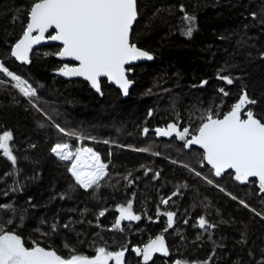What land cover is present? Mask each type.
<instances>
[{
    "label": "trees",
    "instance_id": "trees-1",
    "mask_svg": "<svg viewBox=\"0 0 264 264\" xmlns=\"http://www.w3.org/2000/svg\"><path fill=\"white\" fill-rule=\"evenodd\" d=\"M32 3L0 0V61L39 91L29 102L0 73V134L12 132L16 156L13 164L0 153V227L20 235L26 246L39 243L64 257L72 249L94 257L105 247L123 250L124 264H145L135 249L163 235L169 254L147 264H264V192L258 182L220 176L223 192L185 167L203 172L199 150L152 133L171 123L194 133L209 111L222 118L244 91L257 100L249 107L264 122V0H138L132 41L154 61L133 67L126 99L106 81L101 97L82 80L54 75L63 65L57 45L35 51L27 64L12 58ZM185 16L195 17L190 38ZM53 123L99 142L83 143L109 165L98 191L78 185L69 162L51 152L56 143L68 142ZM129 203L140 219L115 229L117 209ZM169 211L175 213L171 228L162 215ZM201 218L213 227L200 228Z\"/></svg>",
    "mask_w": 264,
    "mask_h": 264
},
{
    "label": "snow or ice",
    "instance_id": "snow-or-ice-1",
    "mask_svg": "<svg viewBox=\"0 0 264 264\" xmlns=\"http://www.w3.org/2000/svg\"><path fill=\"white\" fill-rule=\"evenodd\" d=\"M138 15V0H33L29 9V22L11 55L22 63H30L29 54L33 45L45 39L58 41L62 48L57 55L62 59L78 62L77 66L72 67L65 64L60 69L61 75L83 77L101 95H103L101 78L106 77L118 85L127 96L132 81L127 76L131 69L126 68V65L141 59H153L149 52L140 49L132 41L133 25ZM184 19L190 25L185 32L190 38L195 30V17L185 16ZM50 30H54V34H51ZM46 33H49L47 37ZM0 73L15 81V87L25 97L37 96L36 89L31 84L9 71L2 62H0ZM220 78L229 85L233 83L230 77ZM220 91L225 96L228 95L223 88ZM256 104L257 100L244 91L238 102L222 118L209 111L203 117L204 122L194 133L188 127L181 129L176 123H171L166 128H156L155 134L169 138L175 135L188 148L199 146L203 149V161L211 166L216 177L231 170L229 174L241 184H248L252 182V178H256L259 189L264 192V122L257 118L253 109L249 107ZM55 127L61 134L75 138L81 145L84 139H94L75 131H68L58 124ZM148 132V128L143 129L145 136ZM12 140L13 134L10 131L0 134V153L15 164L16 156L10 143ZM104 143L109 142L104 141ZM133 150L149 151L148 148ZM51 152L61 161L71 162L69 171L76 183L85 190L98 191L102 187L101 182L109 176V165L102 162L100 154L91 147L61 142L56 143L51 148ZM153 154L159 155V153ZM195 174L201 175L200 172ZM156 176L158 177L159 173H156ZM207 182L213 183L212 180ZM221 191L224 189L221 188ZM232 198L236 199L235 196ZM162 203L167 205L168 199L162 200ZM240 203L246 208L249 207L244 201ZM117 211L120 215L115 222V229L123 231L121 222L124 220L140 219V216L132 211L131 203L127 207L120 206ZM99 215L104 216L105 212L101 211ZM162 215L167 216V226L171 228L175 213L169 211ZM256 215L260 216L261 213L257 212ZM206 226L213 227L201 218L199 227ZM71 251L70 256L64 257L55 250L40 246L39 243L26 246L20 235L0 227V264H109V261L124 264L123 250L114 252L99 247L94 257L77 254L74 249ZM135 251L142 255L145 264L152 258L153 253L168 255L163 235L156 237L143 249L137 248ZM176 264H181V261L177 260Z\"/></svg>",
    "mask_w": 264,
    "mask_h": 264
},
{
    "label": "water",
    "instance_id": "water-1",
    "mask_svg": "<svg viewBox=\"0 0 264 264\" xmlns=\"http://www.w3.org/2000/svg\"><path fill=\"white\" fill-rule=\"evenodd\" d=\"M138 19H139V15H138ZM138 19H137V21H138ZM137 21L134 23L133 28H134V26L136 25ZM132 31H133V30H132ZM50 33H51V34H54V30H50ZM34 35H35V33H34ZM47 35H49V33H46V37H47ZM131 38H132V37H131ZM47 45H57V46H59L60 48H62V45L60 44V42H58V41H51V40L45 39V40L41 41V43L33 45L32 51H31V53L29 54V60H30V57L32 56V54H33L35 51L40 50V49H42L43 47H45V46H47ZM14 46H15V45H14ZM136 46H137V45H136ZM13 48H14V47H13ZM12 50H13V49H12ZM60 50H61V49H60ZM142 50H143V49H142ZM150 54H151V53H150ZM151 55H152V54H151ZM152 56H153V55H152ZM12 58L15 59L17 62H19L20 64H27V63H22L21 61L17 60V59H16L15 57H13V56H12ZM56 59H57L59 62L63 63L62 67H63L65 64L69 65V67L77 66V65H78V62L73 61V60H70V59H67V58L62 59V58H60L58 55L56 56ZM153 61H154V56H153V59H152V60L141 59V60H138V61H134V62H133L132 64H130V65H126V68H130V69H131V71H129V72L127 73V76H128V79H129L130 81H132V84H131V86H130V88H129V93H128L127 96H125V95L123 94L122 89H120L118 85H116L115 83L109 81L106 77H102V78H101V91H102V82H103V81H106L108 85L113 86V87H115L116 89H118V90L120 91V93L122 94V96H123L124 99L128 98V96H129V94H130V91H131V89H132L133 86H134V81L131 80L132 76L134 75L133 67H134V66H137V65H139V64H142V63H151V62H153ZM62 67H61V68H62ZM61 68H60V69H61ZM60 69H58L57 71H55L54 75H56L57 77L62 78V79L65 80V81H68V82L77 81V80H82V81L86 82V83L89 85L90 89L93 90L97 95H99V96H101V97L103 96V95H101L100 93H98V92H97V91L91 86V83H90L89 81L85 80L83 77H75V76H73V77H68V76H63V75L60 74ZM102 93H103V92H102ZM155 129H156V128H155ZM155 129L152 130V133H154V134H155ZM155 135H156V134H155ZM156 137L159 138V139H166V138H168V137H159V136H157V135H156ZM191 148H193V149H197V150L203 152V149H200L199 146L194 145V146H192ZM204 162H205V161H204ZM205 164L207 165L206 162H205ZM207 166H208L209 168H211L210 165H207ZM211 169H212V168H211ZM212 170H213V169H212ZM213 171H214V170H213ZM230 172H231V170H229V172H227V173H224L223 175L229 174ZM70 174H71V173H70ZM71 176H72V175H71ZM72 177H73V176H72ZM73 178H74V177H73Z\"/></svg>",
    "mask_w": 264,
    "mask_h": 264
},
{
    "label": "rangeland",
    "instance_id": "rangeland-1",
    "mask_svg": "<svg viewBox=\"0 0 264 264\" xmlns=\"http://www.w3.org/2000/svg\"><path fill=\"white\" fill-rule=\"evenodd\" d=\"M1 62V61H0ZM3 74V73H2ZM4 76H5V78H6V81H5V83L6 84H9V85H11L12 87H14L25 99H27L29 102H35V100L38 98V89L37 88H35V87H33V88H35L36 89V92H37V96L36 97H32V98H27V97H25L20 91H19V89L18 88H16L15 87V81H13V80H11V78L10 77H7L5 74H3ZM16 75V74H15ZM21 77V76H20ZM22 78V77H21ZM22 79H24V78H22ZM25 80V79H24ZM27 81V80H26ZM28 82V81H27ZM29 83V82H28ZM30 84V83H29ZM42 100H45V98H42ZM46 101V100H45ZM44 102V101H43ZM54 124V126L56 125L55 123H53ZM63 135V134H62ZM64 136V135H63ZM84 136V135H83ZM64 137H66V136H64ZM67 139H68V143H71L72 144V142H70L72 139H75V138H69V137H66ZM172 139H174L173 141L174 142H176V143H181V144H184V142L183 141H180L175 135H173L172 136ZM76 140V139H75ZM77 141V140H76ZM86 141H90V142H96V143H99V142H97V141H94V140H91V139H84V141H83V143H85ZM102 143H104V142H102ZM79 144V146H84V147H88V146H86V145H84V144H80V142L79 141H77V145ZM105 144V143H104ZM110 146H113V145H110ZM201 152V154L203 155V152L202 151H200ZM203 157V156H202ZM67 162H69V168H70V164H71V162L70 161H67ZM204 165V167H207L208 168V170H205L204 169V167L203 166H201V165ZM199 167H201V169H203V172H201L200 170H198L196 167H194V166H191V165H188V164H186L185 165V167L186 168H188L190 171H192L193 173H194V175H196L195 174V172H200L201 173V175L200 176H198L201 180H203L205 183H207V184H209L207 181L208 180H212L213 181V183L212 184H209V185H212L213 187H216L217 189H219V190H221V188H223L224 189V191L223 192H225L226 191V188L221 184V182H220V177L218 178V177H216L215 175H214V171L211 169V168H209L206 164H205V162L203 161V163H199V165H198ZM193 169L195 170V171H193ZM69 173H70V171H69ZM71 175V174H70ZM197 176V175H196ZM222 177H228L227 179H229L230 181H232L233 182V180H234V178H233V176L232 175H230V174H226V175H224V176H221V178ZM219 180H218V179ZM74 180H75V178H73ZM217 181H219V185L216 183ZM127 221H129V220H127ZM138 220H131V221H129V222H137ZM165 245H166V243H165ZM144 247H142V248H140V249H143ZM168 249V248H167ZM168 254H169V251H168ZM138 256H140L141 258H142V261H143V263H145L144 262V260H143V257H142V255H139V254H137ZM156 255H162V256H165V255H163L162 253H159V252H157V253H153V255H152V258L154 257V256H156ZM151 258V259H152ZM150 259V260H151ZM149 260V261H150ZM114 261H109V264H111V263H113ZM115 263V262H114ZM176 264V263H175ZM181 264H190V263H188V262H181Z\"/></svg>",
    "mask_w": 264,
    "mask_h": 264
},
{
    "label": "flooded vegetation",
    "instance_id": "flooded-vegetation-1",
    "mask_svg": "<svg viewBox=\"0 0 264 264\" xmlns=\"http://www.w3.org/2000/svg\"><path fill=\"white\" fill-rule=\"evenodd\" d=\"M252 182H258L256 178H252Z\"/></svg>",
    "mask_w": 264,
    "mask_h": 264
},
{
    "label": "built area",
    "instance_id": "built-area-1",
    "mask_svg": "<svg viewBox=\"0 0 264 264\" xmlns=\"http://www.w3.org/2000/svg\"><path fill=\"white\" fill-rule=\"evenodd\" d=\"M58 158V157H57ZM59 159V158H58Z\"/></svg>",
    "mask_w": 264,
    "mask_h": 264
}]
</instances>
